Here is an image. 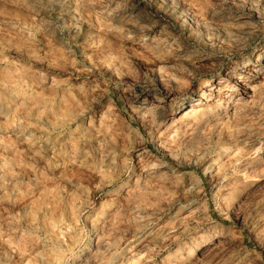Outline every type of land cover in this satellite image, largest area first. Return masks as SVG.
Here are the masks:
<instances>
[{
  "label": "rangeland",
  "instance_id": "rangeland-1",
  "mask_svg": "<svg viewBox=\"0 0 264 264\" xmlns=\"http://www.w3.org/2000/svg\"><path fill=\"white\" fill-rule=\"evenodd\" d=\"M0 264H264V0H0Z\"/></svg>",
  "mask_w": 264,
  "mask_h": 264
},
{
  "label": "bare ground",
  "instance_id": "bare-ground-1",
  "mask_svg": "<svg viewBox=\"0 0 264 264\" xmlns=\"http://www.w3.org/2000/svg\"><path fill=\"white\" fill-rule=\"evenodd\" d=\"M234 91H236V87H234V89H233ZM205 97L204 96H199V97H197L195 100H203ZM198 102V101H197ZM195 103V102H194ZM186 110H188L187 111V113H185L186 115H190V116H198V115H200L201 114V111L200 110H202V108H201V104H198V105H191V106H189Z\"/></svg>",
  "mask_w": 264,
  "mask_h": 264
}]
</instances>
